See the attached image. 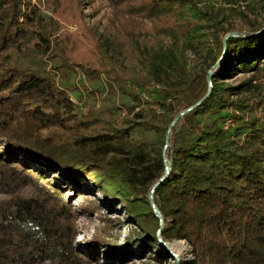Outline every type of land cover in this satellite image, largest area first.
<instances>
[{"label":"trees","instance_id":"16d2710c","mask_svg":"<svg viewBox=\"0 0 264 264\" xmlns=\"http://www.w3.org/2000/svg\"><path fill=\"white\" fill-rule=\"evenodd\" d=\"M112 1L149 20L128 31L147 74L116 62L105 46L110 39L100 37V46L82 18L64 10L66 0H56L55 15L79 22L83 37L61 31L66 39L56 37L55 44L57 66L78 65L93 79L105 72L134 100L122 125L95 130L100 117L80 114L68 85L51 72L0 55V185L10 194L0 200V264H95V250L74 249L72 210L65 204L66 197L90 186L103 192L107 205L125 206L148 245L158 243L160 225L149 200L152 190L161 237L185 239L191 247L192 256L179 264H264V0H254L261 11L252 16L238 12L242 27L225 46L222 39L234 26L225 13L202 10L206 0ZM39 2L0 0V50L24 48L33 33L47 50L61 25L53 18L51 28L43 27ZM34 23L40 29L30 27ZM160 32L171 38L157 46L139 43V35ZM86 41L96 49L95 60ZM197 42H203L202 70L189 57ZM208 69L211 91L172 126L165 145L175 114L206 93ZM233 70L249 75L233 84L227 81ZM126 82L155 84L149 89L152 104L141 101L145 88L135 92ZM138 126L153 136L134 138ZM20 181L38 182L41 199L8 187ZM100 235L105 241V232Z\"/></svg>","mask_w":264,"mask_h":264},{"label":"rangeland","instance_id":"374dc122","mask_svg":"<svg viewBox=\"0 0 264 264\" xmlns=\"http://www.w3.org/2000/svg\"><path fill=\"white\" fill-rule=\"evenodd\" d=\"M224 1L206 0L200 5L202 10L209 9L213 13L221 12V16L225 13V17L233 24L234 30L242 27L243 21L237 15L239 11H244L249 16L261 11L254 0H236L237 2L232 4ZM55 2L56 0H40L39 2V11L42 15L40 21L43 27L50 25L51 28L50 21L53 18H57L61 25L60 29L56 30L52 37H49L50 44L47 50L37 38L38 34L33 33L31 40L24 48L10 45L1 49L0 55L9 54L22 63L51 72L59 84L68 85L70 96L77 105V111L82 115L91 111L100 117L93 126L95 130L107 128L112 123L117 126L122 125L125 115H128L127 105L133 104L134 100L128 94L117 89V83L112 78L108 77L105 72H100L97 79H93L75 64L70 67L57 66L60 57L55 38L66 39L60 35V32L67 31L72 39L83 36L80 33L82 29L79 22L61 19L55 15L56 9L59 8ZM63 8L72 16L82 18L81 21L89 27L90 32L99 38L100 46H102L101 38L104 41V37L110 39L108 45L105 46L108 49L107 53L116 62L131 71L147 74L145 65L139 61L133 45L129 42L128 31L136 30V26L141 25L144 21L149 22L148 19L137 14H131L124 5L114 4L112 0H77V2L66 0ZM30 27L40 29V27L35 26V23L31 24ZM170 38L169 34L160 32L141 34L138 40L144 47L145 44L157 46ZM202 43L197 42L196 47L189 51V57L198 70L206 67L201 54ZM86 45L92 59L95 60L97 57L95 47L89 41H86ZM88 65L86 63V66ZM248 75L249 72L233 70L229 73L227 81L236 84ZM125 85L135 92H137L136 87H139V90L147 89L148 102H144L145 97H142L141 101L145 107L152 104L154 98H151L149 89H154L155 84L147 83L141 87L126 82ZM241 94L248 95V92L244 91ZM152 95L154 97L155 92ZM132 135L136 139L151 138L153 132L138 126L132 131ZM8 187H14L15 192L36 195L39 199L43 195V189L38 186V182L24 184L20 181L16 184H9ZM82 192L84 193L74 192L70 197H66L65 204L72 210L74 224L72 245L77 252L82 254L88 249L95 250L97 253V258H94L95 264H179L182 258L192 256L191 247L185 239L164 240L160 235L158 243L152 242L153 244L148 245L141 242L142 238L139 233L142 232L143 234L144 232L136 221L126 217L125 206L121 202L116 201V205H107V198L98 187L90 186V190ZM9 197L10 194L3 192L2 185H0V200H7ZM86 204L90 206V210L81 209ZM102 232H105L107 241H99L102 239V235H100ZM147 239L151 240V238ZM96 240L97 244L92 243ZM162 241H165L168 247H165Z\"/></svg>","mask_w":264,"mask_h":264},{"label":"water","instance_id":"95a60500","mask_svg":"<svg viewBox=\"0 0 264 264\" xmlns=\"http://www.w3.org/2000/svg\"><path fill=\"white\" fill-rule=\"evenodd\" d=\"M263 28H264V27H262L261 29H263ZM238 33H239V30H233V31H229V32H227V33L224 35L223 39H222L224 46L226 45V39H227L228 36H230V35H236V34H238ZM219 60H220V58H219V59H218L213 65H215ZM207 80H208V89H207L206 93L201 97V99H199V100H198L197 102H195L194 104H192V105H190V106H188V107H185V108L179 110V111L175 114V116L173 117V119L171 120V122L169 123L168 129H167V132H166V136H165V140H166V144H165V145L168 144L169 133H170V130H171L172 126L178 121V119H179L180 117H182V115H183L184 113H186L187 111H189L192 107L198 105V104L201 102V100H203V99L209 94V92L211 91L212 83H211L210 69H209L208 72H207ZM164 160H165V166H166L165 173H167L168 170L170 169V161L168 160V158H167V156L165 155V153H164ZM155 185H156V184H154L153 187H154ZM149 200H150V203H151V205H152V208H153L155 214L158 216L159 221H160L159 229L157 230V236L160 237V227H162V216H161V212H160V210L158 209V207L156 206V204H155V202H154V200H153V192H152V190L150 191V194H149ZM164 243H165V241H164V242L162 241V244H163L165 247H168V246L166 245V243H165V244H164Z\"/></svg>","mask_w":264,"mask_h":264},{"label":"built area","instance_id":"2783aa9c","mask_svg":"<svg viewBox=\"0 0 264 264\" xmlns=\"http://www.w3.org/2000/svg\"><path fill=\"white\" fill-rule=\"evenodd\" d=\"M149 86H152V85H149ZM139 93H140L141 97H145V98L148 97V94H147V90L146 89L139 91ZM229 123H230V119H227L226 121H224V125L225 126L227 124H229Z\"/></svg>","mask_w":264,"mask_h":264}]
</instances>
